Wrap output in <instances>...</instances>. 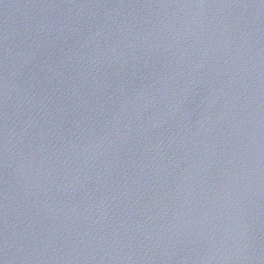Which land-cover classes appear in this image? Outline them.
Wrapping results in <instances>:
<instances>
[{"label": "water", "instance_id": "1", "mask_svg": "<svg viewBox=\"0 0 264 264\" xmlns=\"http://www.w3.org/2000/svg\"><path fill=\"white\" fill-rule=\"evenodd\" d=\"M0 264H264V0H0Z\"/></svg>", "mask_w": 264, "mask_h": 264}]
</instances>
